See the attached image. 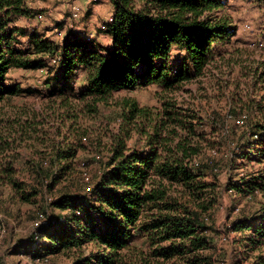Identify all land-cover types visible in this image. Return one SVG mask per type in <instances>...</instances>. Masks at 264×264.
I'll return each mask as SVG.
<instances>
[{"label":"trees","instance_id":"1","mask_svg":"<svg viewBox=\"0 0 264 264\" xmlns=\"http://www.w3.org/2000/svg\"><path fill=\"white\" fill-rule=\"evenodd\" d=\"M25 1L0 0V185L10 188L23 204L37 203L42 193H52L72 174L76 183L82 179L76 165L79 151L85 148L59 141L40 152L36 161H24L22 170L16 168L20 157L15 150L27 141L20 134L29 135L32 123H22V116L15 121L2 118L3 104L35 92L10 82L12 71L47 70L48 84H53L49 97H63L70 105L74 100L88 101V112L96 113L99 104L123 90L158 85L164 92L175 93L206 77L220 53L214 48L237 34L231 17L223 14L227 0H110L113 22L105 29L112 40L109 47L70 37L60 48L37 32L28 35L10 28L13 18L33 16ZM24 35H28L26 51L17 47ZM177 50L184 55L175 66L172 56ZM58 57V66L52 69L47 59ZM80 71L86 75L85 86L74 94ZM163 106L160 117L126 100L125 137L116 138L89 190L60 193L51 206L69 214L39 226L24 249L41 257L79 252L73 264H214L211 233L221 198L217 172L226 164L218 166L210 154L216 146L213 137L234 136L235 155L240 154L247 164H263L264 125L248 119L235 121L232 113L246 115L247 105L241 102L229 115L210 114L212 119L202 116V107L185 108L171 100ZM139 121L143 127H138ZM14 122L25 126L20 127L23 133L14 128ZM133 126L146 134L145 148L128 146ZM18 139L23 140L19 145ZM96 158L102 161L100 155ZM234 188L246 193L264 190V176L243 179ZM233 226L236 232L249 233L243 245L255 250L264 246V207L262 218H239ZM137 237L145 249L135 245ZM90 246L93 250L87 254L85 248ZM256 264H264V258Z\"/></svg>","mask_w":264,"mask_h":264},{"label":"rangeland","instance_id":"2","mask_svg":"<svg viewBox=\"0 0 264 264\" xmlns=\"http://www.w3.org/2000/svg\"><path fill=\"white\" fill-rule=\"evenodd\" d=\"M25 4L33 16L13 18L10 28L22 29L28 35L37 32L60 48L70 37L92 40L96 46L109 47L112 43L105 33L114 10L110 0H26ZM223 14L231 17L237 34L227 44L214 48L220 53L215 56L206 77L186 84L175 93L164 92L158 85L123 90L108 103L99 104L98 112L91 113L88 112V101L74 100L70 105L64 103L63 97H49L53 84H48L50 77L47 70H14L10 73V82L35 92L3 104L2 118L15 121L17 116H22V123L26 120L32 123V128L28 126L26 132L29 135L20 134V138L27 137V141H17L18 145L23 142L19 145L21 148L15 150L20 157L16 168L22 170L26 165L24 161H36L40 152L59 141L67 140L75 146L83 145L85 149L79 151L76 165L82 179L76 183L75 174L68 180L62 179L52 193H42L37 203L23 204L14 197L10 188L0 185V264H73L78 259L79 252L76 251L41 257L33 255L32 249H24L23 246L36 234L39 226L69 214L51 206L60 193L72 194L92 185L97 172L111 155L116 138L125 137L122 130L126 126L122 125L126 100H134L141 107L149 108L154 116L160 114V117L164 102L170 100L185 108L202 107V116L207 119H212L210 114L218 112L229 115L241 102L247 105L243 113L246 115L232 113L234 120L248 119L254 125H264V0H227ZM28 35L19 37L17 47L23 51L29 48ZM183 55L182 51H175L173 65L178 66ZM47 62L52 69L58 66L55 60L47 59ZM85 76L80 71L74 83V94L84 88ZM22 123L14 122V128L23 133L20 130V127L25 128ZM141 126H144L143 121L138 122V127ZM145 128L146 132L150 131ZM206 131L210 132V127L206 126ZM145 135L141 129L131 127L128 146L145 148ZM84 138L88 140L84 141ZM213 138L216 146L210 154L214 155L218 166L226 164L222 172H217L221 198L214 212V231L211 233L214 264H256L264 258V246L255 250L243 245L244 236L249 233L244 235L234 231L233 223L239 218H262L264 190L239 192L234 185L240 184L243 179L250 181L264 176V163L255 161L247 164L240 154L235 155L237 140L234 136L224 138L217 135ZM99 155L102 161L97 160ZM135 245L143 248L140 237H137ZM92 250V246L85 248L87 254Z\"/></svg>","mask_w":264,"mask_h":264},{"label":"built area","instance_id":"3","mask_svg":"<svg viewBox=\"0 0 264 264\" xmlns=\"http://www.w3.org/2000/svg\"><path fill=\"white\" fill-rule=\"evenodd\" d=\"M112 22H113V16L110 17L108 24L109 23H112ZM58 61H60V58L59 57L57 59H55V62L58 63Z\"/></svg>","mask_w":264,"mask_h":264},{"label":"crops","instance_id":"4","mask_svg":"<svg viewBox=\"0 0 264 264\" xmlns=\"http://www.w3.org/2000/svg\"><path fill=\"white\" fill-rule=\"evenodd\" d=\"M55 65H56V63H55ZM56 66H57V65H56ZM56 66H55V67L53 66V68L55 69V68H56ZM83 75L85 76V73H84V72H83ZM77 77H78V76H77ZM85 77H86V76H85Z\"/></svg>","mask_w":264,"mask_h":264}]
</instances>
